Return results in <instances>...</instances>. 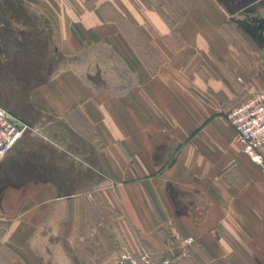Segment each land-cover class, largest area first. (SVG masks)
<instances>
[{
  "label": "crops",
  "instance_id": "0c3cea01",
  "mask_svg": "<svg viewBox=\"0 0 264 264\" xmlns=\"http://www.w3.org/2000/svg\"><path fill=\"white\" fill-rule=\"evenodd\" d=\"M261 4L0 0V105L26 125L0 264H264V172L226 116L264 87L229 37Z\"/></svg>",
  "mask_w": 264,
  "mask_h": 264
},
{
  "label": "built area",
  "instance_id": "2783aa9c",
  "mask_svg": "<svg viewBox=\"0 0 264 264\" xmlns=\"http://www.w3.org/2000/svg\"><path fill=\"white\" fill-rule=\"evenodd\" d=\"M226 116L236 131L242 151L251 161L259 164L264 172L262 155L264 149V89L232 106ZM25 128L26 125L0 105V159L4 158L13 148ZM173 238L177 239V235ZM192 240L191 237L182 239L185 245ZM166 262L167 260L162 261V263ZM114 264H151V261L147 254L134 255L128 251H122Z\"/></svg>",
  "mask_w": 264,
  "mask_h": 264
},
{
  "label": "rangeland",
  "instance_id": "374dc122",
  "mask_svg": "<svg viewBox=\"0 0 264 264\" xmlns=\"http://www.w3.org/2000/svg\"><path fill=\"white\" fill-rule=\"evenodd\" d=\"M180 7L183 9L184 3H181ZM238 16L231 20L236 28L231 26L229 37L240 45L238 49L244 61L250 63L256 59V64L264 63V4ZM254 89H264V87L255 85Z\"/></svg>",
  "mask_w": 264,
  "mask_h": 264
}]
</instances>
